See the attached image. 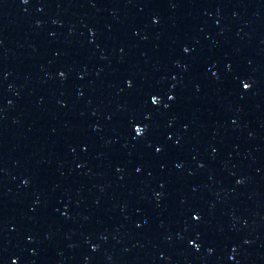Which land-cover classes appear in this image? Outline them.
Here are the masks:
<instances>
[{
    "label": "water",
    "instance_id": "1",
    "mask_svg": "<svg viewBox=\"0 0 264 264\" xmlns=\"http://www.w3.org/2000/svg\"><path fill=\"white\" fill-rule=\"evenodd\" d=\"M0 264H264V0H0Z\"/></svg>",
    "mask_w": 264,
    "mask_h": 264
},
{
    "label": "snow or ice",
    "instance_id": "2",
    "mask_svg": "<svg viewBox=\"0 0 264 264\" xmlns=\"http://www.w3.org/2000/svg\"><path fill=\"white\" fill-rule=\"evenodd\" d=\"M245 87H247V85H245Z\"/></svg>",
    "mask_w": 264,
    "mask_h": 264
}]
</instances>
